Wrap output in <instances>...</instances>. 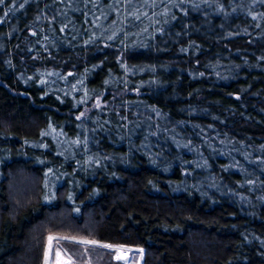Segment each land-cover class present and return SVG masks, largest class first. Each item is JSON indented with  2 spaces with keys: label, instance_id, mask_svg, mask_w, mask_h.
Segmentation results:
<instances>
[{
  "label": "trees",
  "instance_id": "obj_1",
  "mask_svg": "<svg viewBox=\"0 0 264 264\" xmlns=\"http://www.w3.org/2000/svg\"><path fill=\"white\" fill-rule=\"evenodd\" d=\"M21 2L0 3V264H42L49 235L74 264H119L106 245L140 264H264V0H141L160 22L141 16L123 48L75 47L70 10L76 31L48 49L34 32L68 25L65 3ZM102 89L131 97L124 116L77 118Z\"/></svg>",
  "mask_w": 264,
  "mask_h": 264
},
{
  "label": "rangeland",
  "instance_id": "obj_2",
  "mask_svg": "<svg viewBox=\"0 0 264 264\" xmlns=\"http://www.w3.org/2000/svg\"><path fill=\"white\" fill-rule=\"evenodd\" d=\"M9 1L10 3L19 2V1L21 2V0H9ZM58 1L64 2L65 5H63L62 3V6H54L52 2L53 9L56 10L60 8L62 10H65L61 12V14L65 16L64 20L68 23V25H66L64 28H60V31H58V28H54V29L51 28L54 30V33H51L52 36L49 34H47L46 36H43L44 33L40 32V30L42 29L39 30V33L34 32L36 36L39 35L37 39L38 43L40 45L45 44L46 49H48L47 47H50L51 43H53L54 41H57L59 37L65 38L63 36H65L66 33L70 31V29H71L70 31L71 33L76 31V29L73 28L74 23L73 22L71 23L70 22L71 20L67 18L69 16H68V12L66 11H70V10H74L80 13L81 20H84L83 23H84V28L86 30L85 33L83 29L81 30L79 29L76 32L75 35H79L78 37L83 39L81 40V42H79L80 45L75 46L77 48H83L87 43L94 44L93 39H100V41H103V42L106 40H113L118 45H120L121 48H123L121 44L125 43L124 46L129 45V44H134L133 40H137V36H135V32L132 35V31L135 30V26H134L135 24L141 23L139 21L141 16H142L141 17L142 19H145L147 22H151L152 24L160 22L159 17L155 16L152 12H149V11H152L151 8L148 10L144 9V7H148V6L145 5L144 3L141 4V0H128V1H124V0H120V1L118 0H58ZM3 10L6 11V8H3ZM144 13H147L148 16L147 17L144 16ZM3 15H5V17L1 21L3 23V26H6V22L11 21L12 17H14L15 19L17 18L18 20V18L24 17L25 12L23 10L22 13H16L15 15L11 16L10 19L7 18L8 16L7 13L6 14L3 13ZM37 20L41 22V20L38 17H37ZM28 24L29 23L24 24L23 28L28 27ZM2 28L6 29V27H2ZM6 32H7V29H6ZM72 39H75V36ZM73 53H76V51H73ZM120 64L121 66L122 65L125 66L124 63L120 62ZM132 68L136 69L133 66ZM142 71L143 69H141L140 72ZM69 73L73 74L72 77H70V79L67 78L65 81H62L61 84L58 83V85H59V88H61L60 89L61 91L66 90V92L71 94L72 90H76L77 88L75 83H77V85L79 84V77H77L75 75V72L73 71ZM125 75L126 76L129 75V77H134L133 72L132 73L125 72ZM113 78L115 79V77ZM121 78L124 79L123 76ZM118 79L119 78H117L116 80L118 81ZM107 83L110 84L109 81ZM125 91L128 92V94H134V96L138 95V94H135V92H138V89L134 87L127 88ZM103 92H106L104 96H107L108 94L107 90L102 89V90H98V92L91 94V96L89 97L87 101H85L87 98H81L80 105H82V109L76 114V117L80 118V120L83 118L89 121L90 124H92V122L99 123L102 121V118L105 117L104 116L105 114H109V113L102 112L100 110L101 109L100 107L104 105H107L110 108L113 115L123 117L124 114L126 113L125 111H127L128 106L131 105V100H130L131 97L130 96L117 97L114 94H112L113 91L109 90L110 94H108V97H110V99H104V97L102 96ZM109 100L113 101L114 103H109ZM88 101L91 102L90 105L88 106L85 104L84 106V103L85 102L87 103ZM121 102H125V104L123 105L117 104ZM92 108H95V109L92 110ZM207 130L208 129L202 128V129H199L197 132H201L204 135L207 133ZM129 131L131 132L132 136L136 132L132 130H129ZM46 136H50V137L52 136V138H55V143L56 144L58 143L57 141L58 137L56 133L53 134L50 131L45 130L42 133V137H46ZM209 143L211 144L212 142L210 141ZM37 144L40 145L41 143L39 142ZM58 146L56 145V150L57 151L60 150V152H63L64 150H62ZM67 152H71V151L67 150ZM187 155L186 157L189 158L190 156L189 155L187 156ZM84 159H87L91 163L97 162L96 159L94 158L91 159L89 155H84ZM73 171L74 169L73 170L71 169L68 173L70 172L73 173ZM73 177L74 175L71 176L69 179H67V182H69L70 186L72 185L77 186V184H75L72 181ZM59 182L61 181L58 179V183ZM50 236L53 237L55 235H49L46 238V243L44 244V249H43L42 264H74L70 261L68 257H66L64 253L59 252L56 249H51L52 243L49 241ZM84 241H89V240L83 239L82 242ZM91 242L92 241H89V243ZM95 244H99V243L95 242ZM108 248L113 250V259L118 260L119 264H140V260H139L140 248L139 247H130V246H124V245H110V247ZM46 251H47V256L45 255ZM57 253H59L60 255L57 256ZM117 254H123V258L122 259L118 258Z\"/></svg>",
  "mask_w": 264,
  "mask_h": 264
},
{
  "label": "snow or ice",
  "instance_id": "obj_3",
  "mask_svg": "<svg viewBox=\"0 0 264 264\" xmlns=\"http://www.w3.org/2000/svg\"><path fill=\"white\" fill-rule=\"evenodd\" d=\"M3 2V0H0V3H2ZM64 239H68V238H64ZM53 240V237H49V241L51 242ZM84 243H89V241H84ZM91 243H95L94 241H92ZM107 247H110V245H106ZM45 255L47 256V251H46V253H45ZM60 254L59 253H57V256H59Z\"/></svg>",
  "mask_w": 264,
  "mask_h": 264
},
{
  "label": "water",
  "instance_id": "obj_4",
  "mask_svg": "<svg viewBox=\"0 0 264 264\" xmlns=\"http://www.w3.org/2000/svg\"><path fill=\"white\" fill-rule=\"evenodd\" d=\"M117 257L122 259L123 258V254H117Z\"/></svg>",
  "mask_w": 264,
  "mask_h": 264
}]
</instances>
